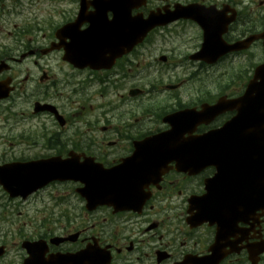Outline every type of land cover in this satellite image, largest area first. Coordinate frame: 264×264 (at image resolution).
<instances>
[{"label": "flooded vegetation", "instance_id": "1", "mask_svg": "<svg viewBox=\"0 0 264 264\" xmlns=\"http://www.w3.org/2000/svg\"><path fill=\"white\" fill-rule=\"evenodd\" d=\"M190 3L213 5L207 20L214 32L206 34L198 7L202 24L189 17L155 26L129 50L127 43L138 34L132 27L109 30L116 22L105 9L102 22L111 48L100 69L64 59L70 32L56 36L77 19L79 0H55L54 8L28 11L26 20L33 25L20 44L34 53L26 59L37 76L27 72L19 79L23 70L13 64L26 59L12 61L15 53L5 57L12 65L0 74L12 80L10 101L26 95L23 89L35 82L32 104L12 99L7 115L0 114L1 126L9 122L0 166H6L12 186L9 193L0 185V264H23L29 257L24 242H36L41 264H198L213 244L226 254L219 264H253L264 242V196L254 199L255 185L264 187V155H233L222 144L254 140L252 126L230 136L227 125L243 109V96L250 108L259 92L253 78L264 61V0H146L118 21L133 25L136 16L142 20ZM88 25L84 19L70 30ZM52 42L60 48L43 55ZM219 100L221 110L201 113ZM35 102L50 104L57 113L35 112ZM187 109L191 118L177 115ZM172 127L173 140L185 148L207 135L223 143L215 155H134L138 142ZM222 127L227 129L216 131ZM50 157L68 160L67 168L89 167L87 158L107 169L118 165L128 182L125 192L119 200L109 194L94 209L78 193L83 184L72 178L30 192V173L42 171L40 163H30ZM201 213L210 218L200 220ZM255 264H264V250Z\"/></svg>", "mask_w": 264, "mask_h": 264}, {"label": "water", "instance_id": "2", "mask_svg": "<svg viewBox=\"0 0 264 264\" xmlns=\"http://www.w3.org/2000/svg\"><path fill=\"white\" fill-rule=\"evenodd\" d=\"M94 1H97L96 2L97 8H98L97 12L99 14H101V10L104 7L103 0H94ZM85 6H86L85 3L82 1L81 8H84ZM122 6H125L126 8H132V7L140 6V2H139V0H110V8H112L113 11H115V16H118L120 14L118 12V10H115V9L119 8V7L122 8ZM178 14L184 15L185 12L184 11L179 12ZM165 22H161L159 20L156 21L154 19V15H150L148 17V19L146 20V22L141 23L142 28H144L143 32H145V30H147L150 26H153L154 24L165 23ZM3 64H4V62L1 61L0 62V69H1V66H3ZM257 72H258L259 76L264 75V66L260 69L258 68ZM262 87H264V84L262 85ZM8 91H9V89L7 87L6 82H4V83L1 82L0 83V98L5 97L8 94ZM243 100H244V107L241 110L240 114L230 124L227 125V128L230 131V136H231V132L233 130L238 131V132L240 130L245 131L248 128H251V126L253 127L254 134H255L258 126L264 122V88L260 89L258 94L253 95V103H252V106L250 108L249 107L247 108L246 96H243ZM227 128L223 127L220 130L222 132H224V130H226ZM220 130H218V131H220ZM255 136L256 135H254L253 138H255ZM259 140L262 142V139L260 137H259ZM207 141H209L208 136H206L205 140H203L202 143L207 142ZM261 144L262 143H259V142L255 143L254 151H258L259 146L260 147L262 146ZM170 145H171L170 146L171 147L170 155H186L183 151V147H182L183 144L182 143L178 142V143L170 144ZM192 145H193V147L198 146L197 143H193ZM222 146L224 148L227 146L228 151L232 152L233 155H249L248 144H245V143L241 144L238 140H233L232 144H224ZM200 153H201V149H199V148H197L195 150H190V155H199ZM146 155H164V154H161L159 150H154L153 152L146 154ZM114 172L115 171H110V172L104 173L100 169H95V170H93V173H91V175H88V177L94 179L93 186H90L89 190H88L90 192V195H91L93 201H94V204H97L98 202H103L104 198L107 196V192H105L106 194H104V190L99 185L101 183L102 176H106V175L112 174ZM64 178H66L65 173L46 172L45 174H42V177L40 178V180L43 182L44 180L64 179ZM84 179H86V175H84ZM113 188H114V186H113ZM87 192H85V193L81 192V194L83 196H86ZM87 199H90V198L87 197ZM257 248H259V249H257L256 253H254V260H253L254 263L257 260V253L264 250V247H257ZM216 258L218 260H220L222 258V255H211L209 257L211 262H214V260Z\"/></svg>", "mask_w": 264, "mask_h": 264}, {"label": "rangeland", "instance_id": "3", "mask_svg": "<svg viewBox=\"0 0 264 264\" xmlns=\"http://www.w3.org/2000/svg\"><path fill=\"white\" fill-rule=\"evenodd\" d=\"M30 2L33 3L31 6H29ZM14 5H18L17 10L19 8L28 9V11L35 9L34 11L37 12V11H44L54 8L55 0H19V1L1 0L0 1V51L5 50L8 53L9 52L14 53L16 52V48H18V46H16L17 43L13 41V38L15 37L18 31L17 26L24 27L26 24L33 25L32 22L26 21V16H29V14H26L24 17H19V16L17 17V15H15L13 12L10 11ZM38 8L39 10H37ZM30 28L31 26H29L28 29ZM26 33H31V31H27ZM40 34L41 33H39V35ZM0 54L2 53L0 52ZM18 69L23 70L19 79H22L24 76H26L27 72H30V77L37 76L38 69L34 66L32 61L19 65ZM28 84H29V88L26 87L23 89V93L27 91L26 95H24L22 98L14 95L12 98L14 99L13 102L26 105V103L30 99H32V97H30V94L34 92L33 88L35 87V82L29 81ZM12 99L11 101L10 100L0 101V114L4 116L7 115L5 110L7 108V105L9 103H12ZM7 124H9V122H5L3 126L0 125V155H6L8 149V143L5 140V134H6L5 131H7V127L5 125Z\"/></svg>", "mask_w": 264, "mask_h": 264}]
</instances>
